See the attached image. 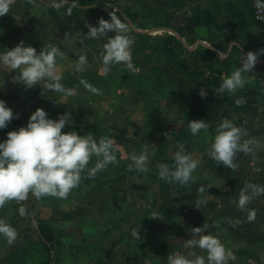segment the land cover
<instances>
[{
  "label": "rangeland",
  "instance_id": "1",
  "mask_svg": "<svg viewBox=\"0 0 264 264\" xmlns=\"http://www.w3.org/2000/svg\"><path fill=\"white\" fill-rule=\"evenodd\" d=\"M97 1L106 10H150L151 13L142 12L146 15L145 19L139 17L133 22L127 19L129 35L134 40L132 48L137 49L132 54L133 59L136 56L139 62L135 65L136 72L115 65L107 76L103 75L99 56L103 41L89 40L84 35L88 31L87 22H84L83 28L79 27L70 34L64 18L65 8L48 13L43 7L42 4L51 5V1L39 0L29 4L24 0H14L9 14L0 17V51L10 49L21 41L37 52L48 44L58 46L65 53L63 57H57V71L64 77L61 83L76 90V95L71 97L44 90L40 84L25 91L26 87H18L21 84L13 77L7 79L11 83L8 87L4 86L3 79L0 99L13 111L14 118L27 123L36 108L44 109L51 119L67 112L70 121L62 129L63 132L91 134L97 141L101 137H109L114 142L116 162L99 171L94 178H89L86 172L82 174L78 188H85L87 184L92 186L86 193L85 201L78 205L73 201L60 203L59 208L54 206L51 212L49 207L40 205V211L49 210L51 213L46 215L54 228L55 264H97L99 261L103 264H167L168 255L191 251L184 247L185 240L192 238L193 227L203 226L204 223L209 224L207 231L217 236L235 254L236 259L230 264H264V195L254 198L248 205L257 213L256 220L248 222L246 211L238 210L232 203L237 196L227 199L223 208L220 198L208 192L203 197L195 192L192 198L173 197L163 202L159 197L157 179L149 175L158 173L157 165L160 163L171 165L176 144L183 143L186 151L201 161L193 173V180L220 190L233 186L240 191L246 181L264 185V106L261 103H254L247 113H241L226 103H218L221 97L215 94L217 99L214 101H204L203 114L199 118L207 121L209 128L192 135L187 142H181L175 135L183 124L184 106L180 89L170 83L166 85L165 80L162 81L165 84L157 81L158 71L153 67L161 63V58L154 49L157 42L153 37L176 33L170 28L156 27V17L171 12L177 18L187 7L194 10L205 1L185 0V4H177L176 0ZM229 1L236 3L239 0ZM254 2V14L264 17V7L260 6L264 1ZM166 21L173 23L171 19ZM35 31L37 37H34ZM133 32L145 36H137ZM247 35L253 44L252 50L258 52L264 49V29L250 28ZM194 37L193 42L181 38L188 49L186 52L202 44L214 49L220 58H227V64L217 63L214 67L213 75L220 84L242 64L243 55L252 51L243 47H239V51L233 49L234 40L224 39L206 29H198ZM82 54L87 56L88 63L77 72L75 65ZM257 63H264V53L259 54ZM8 72L16 75L14 70L0 65V80L2 75L8 76ZM242 77L246 80L244 88L229 95L253 99L264 91L262 69L242 73ZM81 79L101 89L103 94L89 93L80 84ZM189 88L186 94L192 96V89ZM223 119H229L245 130L247 135L243 139L251 138L260 143L255 154H237L235 162L238 167L235 170L222 163L216 164L207 154L216 127ZM145 149L149 153V171L140 176L134 170H128L131 163L128 156ZM152 152L155 155H151ZM96 159L92 157L88 167L94 166ZM33 198L29 194L26 201H10L0 208V219L9 222L17 231V238L11 245L0 238V264H33L31 256L37 257L34 252L25 256L17 253L22 246V224L35 228V214L31 211L21 217L17 209L20 206L27 208ZM202 198L207 202L198 209L195 204ZM71 207L75 208L71 213L61 214L62 210ZM65 215L68 217L65 218ZM230 217L231 220L239 219L241 223L233 227L229 224ZM134 231L138 233L137 238L132 235ZM240 250L247 252L238 253ZM195 251L205 254L199 249Z\"/></svg>",
  "mask_w": 264,
  "mask_h": 264
},
{
  "label": "clouds",
  "instance_id": "2",
  "mask_svg": "<svg viewBox=\"0 0 264 264\" xmlns=\"http://www.w3.org/2000/svg\"><path fill=\"white\" fill-rule=\"evenodd\" d=\"M14 0H0V17L9 14ZM79 0H51V7L59 10L67 5L66 14L71 15L72 10L78 7ZM264 7V4L260 5ZM110 19L99 18L98 26L87 25L88 31L84 34L89 40L103 41L100 45V60L102 73L107 76L115 65H124L129 71L137 69L132 59V46L134 40L129 35V25L123 22L115 12L109 13ZM111 31L114 35L109 36ZM249 51L243 55L242 64L227 78H225L217 93L232 94L238 89H243L246 80L242 73L253 72L259 54ZM64 52L58 46L48 44L39 52L23 41L16 46L0 51V65L15 71L13 80L32 88L40 84L44 90L60 93L71 97L76 95L74 88H66L61 81L64 79L61 72L57 71V57H63ZM88 63L86 55H80L75 65V71L80 72ZM80 84L91 94L102 95V90L95 87L87 80L81 79ZM199 95H207L201 88ZM243 101L237 99V106ZM14 118L13 111L0 99V129L7 127L8 122ZM70 121V114L65 112L57 119L48 117L42 108H36L27 120L26 126L7 132L6 139L0 141V208L10 201L23 202L28 200L29 194L35 199L53 197L66 199L69 193L78 187L82 174L86 172L89 178H94L99 171L104 170L109 164L117 160L114 142L109 137H101L98 141L91 135H79L76 131L63 132L65 125ZM209 123L204 120L188 121V129L195 136L202 130L209 128ZM246 131L235 125L229 119H223L216 127L215 136L207 150L208 156L216 164L222 163L227 168L235 170L238 153L255 154L260 143L255 139H243ZM151 155H155L152 152ZM92 157H96L94 166L88 167ZM130 164L128 170L137 173L149 171V153L147 149L139 154L136 152L128 156ZM201 161L193 158L183 143H177L174 149L171 165L160 163L158 176L169 183H178L181 186L193 181V173ZM212 187L211 185L208 188ZM207 188V189H208ZM205 186H200L198 192L201 197L207 191ZM264 195V185L246 181L234 203L238 210L246 211L248 222L256 220V210L248 207L250 202ZM200 199L195 207L206 203ZM19 216L28 214L24 206L17 209ZM152 217H156L153 215ZM241 223L239 219L230 220L233 227ZM209 224L192 228V238L185 240L184 247L191 251L175 253L167 256V264H230L236 259L232 250L227 249L221 240L207 231ZM137 238V231L132 233ZM0 238L8 245L17 238L16 229L6 220L0 219ZM195 249L202 250L200 255Z\"/></svg>",
  "mask_w": 264,
  "mask_h": 264
},
{
  "label": "trees",
  "instance_id": "3",
  "mask_svg": "<svg viewBox=\"0 0 264 264\" xmlns=\"http://www.w3.org/2000/svg\"><path fill=\"white\" fill-rule=\"evenodd\" d=\"M29 4L33 1L39 0H24ZM51 1V0H47ZM167 2V0H165ZM177 4H185V0H176ZM196 1V0H195ZM204 4L197 5L194 10H190L187 7L181 13V16L175 18L171 12L158 16L155 19L156 27H165L172 29L176 34L165 33L153 37L157 42V46L154 48L155 51L160 55L161 63L153 67L157 69V81L161 84H165L162 81L165 80L166 85L168 83L177 86L182 95L181 103L184 106L183 124L180 129L176 132V137L179 141H188L191 139L192 134L188 129V121L199 120L203 114L204 101L212 102L217 99L215 94H218L221 99L218 103H226L230 108L236 112L247 113V109L256 102L261 103L264 106V91L257 97L241 99L238 97L231 96L229 94L217 93V89L220 87L219 81L217 82L216 77L213 75L214 67L217 63L227 64V58H220L214 49L208 48L204 45H199L195 50L186 52L184 42L181 38H185L188 42L195 40V33L198 29H206L209 32H215L217 35H221L224 39L230 38L235 41L233 49L239 51V47H243L246 50H252L253 44L250 38H248L247 31L250 28L261 30L264 29V21L256 18L254 14L255 0H239L238 2H231L229 0L225 2H219L218 0H202ZM264 1V0H260ZM45 6L46 12L54 13L56 9L51 8L50 4H42ZM211 6V7H210ZM62 8H67L64 5ZM182 8V7H181ZM45 12V10H44ZM115 12L116 15L125 23L129 25L130 21L136 19L146 18L142 12L151 13L148 11L131 10L130 8L123 9H105L97 0H79L78 7L72 10L71 15L65 13L64 18L67 26H69V33L73 30L84 27V22L88 25L98 26L99 18L110 19L109 13ZM85 17V21L83 20ZM174 17V18H171ZM155 18V17H154ZM171 19L173 23H169L166 20ZM165 21V22H161ZM66 26V27H67ZM108 33H112L109 31ZM137 36H145L140 32H133ZM38 33L34 34L37 37ZM210 40V38H209ZM132 54L137 52V49H131ZM255 52V50H252ZM133 59V56H132ZM134 65H138V58L134 56ZM122 69H126L124 65H120ZM262 69L264 71V63H256L254 69ZM125 78H123L124 80ZM191 87V88H189ZM192 89V96L186 94L187 89ZM203 88L207 92L205 97L199 95L200 89ZM264 89V88H263ZM241 99L243 102L240 106H237L235 101ZM21 126H25L20 120L13 118L8 122L7 127L0 129V141L6 139L7 132L16 130ZM136 172V171H134ZM137 173V172H136ZM140 176L145 173H137ZM152 178L157 179V185L159 188V197L163 202L170 201L173 197L181 198H192L195 192H198L200 186L208 188V184L193 180L188 185L181 186L178 183H169L159 178L158 173L149 174ZM208 193L220 198L222 208L226 205L227 199L232 196L239 195L238 189L229 186L227 189L220 190L216 187H210L207 189ZM211 206H214L210 203ZM28 213L32 210L30 206L27 208ZM65 218L68 215L64 216ZM37 225L36 228L31 227L29 224H25L21 232H23L22 246L17 252L25 256L26 254L36 253L37 257L34 258L33 264H55L53 257V244L54 228L49 220L35 217ZM232 217L229 218V221ZM247 234V233H246ZM245 234V235H246ZM247 250H240L238 253H246ZM23 264H25L23 262ZM97 264H103L101 261Z\"/></svg>",
  "mask_w": 264,
  "mask_h": 264
},
{
  "label": "crops",
  "instance_id": "4",
  "mask_svg": "<svg viewBox=\"0 0 264 264\" xmlns=\"http://www.w3.org/2000/svg\"><path fill=\"white\" fill-rule=\"evenodd\" d=\"M6 74L8 76L4 77L2 75V78L0 80V83H1L2 80L4 79L3 81L5 83L4 84L5 87L7 85H11V83L7 79H10L11 77H14L15 76V75H13L12 72H11V75H10V72H8ZM2 86L3 85L1 84L0 85V90L2 89ZM18 87H22L23 88L24 85L21 84V86H18ZM26 89L27 88H25L24 90L26 91ZM18 119H20V118H18ZM20 120H22V119H20ZM23 124L26 126V123H23ZM91 188H92V186H89L88 184H87V186L85 188H83V187H80V188L76 187V188H74L69 193V195H68V197L66 199H57V198H53V197H42L41 199H35V198H33V200L30 202V205L29 206L32 208L31 211L33 212V214H35V217L49 220L48 219V216L46 214H51L50 212L52 211V209L54 208V206H57L59 208L60 203H66V202H69V201H73L75 204L78 205V204H80V203H82L83 201L86 200V198H87V194L86 193H88L91 190ZM40 205L49 207L50 208V212H49V210H43V209H41V211H40ZM74 209H75L74 207H71L68 210H62L61 211V214H66L67 212L68 213H71ZM39 214H45V216L44 215H39ZM35 217H33V219L35 221V228H36L37 222H36Z\"/></svg>",
  "mask_w": 264,
  "mask_h": 264
},
{
  "label": "built area",
  "instance_id": "5",
  "mask_svg": "<svg viewBox=\"0 0 264 264\" xmlns=\"http://www.w3.org/2000/svg\"><path fill=\"white\" fill-rule=\"evenodd\" d=\"M259 6H257L258 8ZM256 18L260 19V20H263L264 21V17H261V16H258L257 14H255Z\"/></svg>",
  "mask_w": 264,
  "mask_h": 264
}]
</instances>
